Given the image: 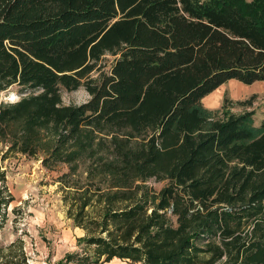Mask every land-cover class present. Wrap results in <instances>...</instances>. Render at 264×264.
<instances>
[{
    "label": "trees",
    "instance_id": "16d2710c",
    "mask_svg": "<svg viewBox=\"0 0 264 264\" xmlns=\"http://www.w3.org/2000/svg\"><path fill=\"white\" fill-rule=\"evenodd\" d=\"M233 80L264 82V0H0V94L21 95L0 104V229L8 160L73 163L85 136L60 179L85 235L58 264H264V121L202 104ZM0 264H29L21 238Z\"/></svg>",
    "mask_w": 264,
    "mask_h": 264
},
{
    "label": "rangeland",
    "instance_id": "374dc122",
    "mask_svg": "<svg viewBox=\"0 0 264 264\" xmlns=\"http://www.w3.org/2000/svg\"><path fill=\"white\" fill-rule=\"evenodd\" d=\"M112 57H107L109 63ZM18 86L11 87L6 93L0 94L2 102H16L21 98ZM91 98L84 87L74 92L64 93V105L80 106ZM234 114L253 112L256 124L264 121V83L244 85L238 81L224 84L216 93L207 97L203 106L210 105L211 110H219L225 104ZM60 133V132H59ZM50 139H57L50 133ZM93 147H97L99 135ZM78 142L79 144H76ZM92 141L85 136L79 141H71L68 148L78 151L80 158L73 163L51 162L45 165L44 155L38 159L16 155L6 163L8 174V187L14 196V203L9 208V221L4 229H0V247H7L18 238L24 241L29 264H58L64 257L73 252L80 251L79 239L83 238V230L75 227L73 221L65 215V206L60 192V179L70 170L84 174L89 164L84 151L90 149ZM73 146V147H72ZM80 146V147H79ZM147 184L160 191L166 182L156 183L148 181ZM20 210L13 213L12 209ZM73 264V263H71ZM101 264H134L120 259Z\"/></svg>",
    "mask_w": 264,
    "mask_h": 264
},
{
    "label": "crops",
    "instance_id": "0c3cea01",
    "mask_svg": "<svg viewBox=\"0 0 264 264\" xmlns=\"http://www.w3.org/2000/svg\"><path fill=\"white\" fill-rule=\"evenodd\" d=\"M261 83H264V82H261ZM208 106V108H210V105H207Z\"/></svg>",
    "mask_w": 264,
    "mask_h": 264
}]
</instances>
